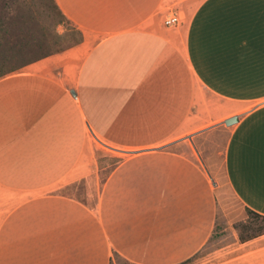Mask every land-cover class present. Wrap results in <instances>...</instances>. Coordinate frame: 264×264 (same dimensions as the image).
Returning <instances> with one entry per match:
<instances>
[{"label":"crops","instance_id":"obj_1","mask_svg":"<svg viewBox=\"0 0 264 264\" xmlns=\"http://www.w3.org/2000/svg\"><path fill=\"white\" fill-rule=\"evenodd\" d=\"M56 2L81 42L0 78V264H180L221 189L264 217V0Z\"/></svg>","mask_w":264,"mask_h":264},{"label":"rangeland","instance_id":"obj_2","mask_svg":"<svg viewBox=\"0 0 264 264\" xmlns=\"http://www.w3.org/2000/svg\"><path fill=\"white\" fill-rule=\"evenodd\" d=\"M2 3L0 75L21 72L32 63L73 48L82 40L79 28L61 14L60 8H56L51 0H3ZM91 139L97 147L96 177L91 175L62 190L77 199H96L100 187L118 162L103 141L94 135ZM207 156L206 161L201 157L204 163L209 160V154ZM216 156H213L215 163L218 162ZM217 199L213 235L199 252L180 264H264V235L241 242V237L262 233L264 222L248 215L228 189L219 190ZM111 264L130 263L114 255Z\"/></svg>","mask_w":264,"mask_h":264},{"label":"trees","instance_id":"obj_3","mask_svg":"<svg viewBox=\"0 0 264 264\" xmlns=\"http://www.w3.org/2000/svg\"><path fill=\"white\" fill-rule=\"evenodd\" d=\"M2 1H3V0H0V2H1L0 5H1V6L3 5ZM51 1L53 2L54 6H55L56 8L59 9V7H58L56 1H55V0H51ZM2 11H3V6H2V9L0 10V31H1L2 27H3L2 20H1ZM60 13H61V11H60ZM61 14H62V13H61ZM80 42H81V41H79L77 44H79ZM77 44H76V45H77ZM6 75H7V74L3 73V74L0 75V78L4 77V76H6ZM250 215L253 216L254 218L259 219L261 222H264V217H263V216L258 215V214H256V213H250ZM262 235H264V231H263L262 233H259V234H257V235H254V236H250V237H246V238H242V237H241V242H242V243H245V242H248V241L254 240V239H256V238H258V237H260V236H262Z\"/></svg>","mask_w":264,"mask_h":264},{"label":"water","instance_id":"obj_4","mask_svg":"<svg viewBox=\"0 0 264 264\" xmlns=\"http://www.w3.org/2000/svg\"><path fill=\"white\" fill-rule=\"evenodd\" d=\"M73 94L75 95V92H73ZM238 121H239V117H233V118H230V119L226 120L224 122V124L227 125V126H233L236 123H238ZM106 147L109 148V149H111V150H116V149H114L112 147H109L107 145H106Z\"/></svg>","mask_w":264,"mask_h":264},{"label":"built area","instance_id":"obj_5","mask_svg":"<svg viewBox=\"0 0 264 264\" xmlns=\"http://www.w3.org/2000/svg\"><path fill=\"white\" fill-rule=\"evenodd\" d=\"M180 22V18L177 15H174L172 17H170L169 19L166 20L165 24L167 26H171V25H175L178 24Z\"/></svg>","mask_w":264,"mask_h":264}]
</instances>
